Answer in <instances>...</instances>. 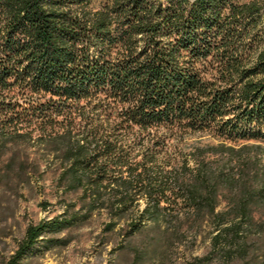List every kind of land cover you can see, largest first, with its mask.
Instances as JSON below:
<instances>
[{"label":"trees","instance_id":"trees-1","mask_svg":"<svg viewBox=\"0 0 264 264\" xmlns=\"http://www.w3.org/2000/svg\"><path fill=\"white\" fill-rule=\"evenodd\" d=\"M190 133L264 144V0H0V180L52 172L64 207L9 264L96 213L155 248L206 227L196 264H264L263 146Z\"/></svg>","mask_w":264,"mask_h":264},{"label":"rangeland","instance_id":"rangeland-1","mask_svg":"<svg viewBox=\"0 0 264 264\" xmlns=\"http://www.w3.org/2000/svg\"><path fill=\"white\" fill-rule=\"evenodd\" d=\"M185 141L190 151L197 147L211 149L221 143L237 148L246 144L264 148V144L253 141L224 142L211 133H190ZM45 179L46 186L41 188H30L10 178L0 180V264H9L28 226L63 213V205L51 198L53 173L49 172ZM47 199L54 204L46 206ZM225 207L223 203L220 209ZM107 222L105 214L96 213L85 223L45 234L20 264H196V257H202L210 250L206 227L197 239L190 236L180 246H169L166 238L155 248L152 244L160 236L154 232L125 240L122 233L105 232ZM125 224L122 221L119 227Z\"/></svg>","mask_w":264,"mask_h":264}]
</instances>
